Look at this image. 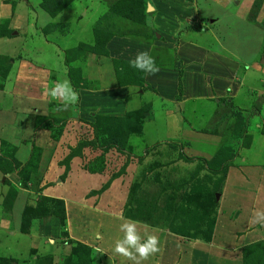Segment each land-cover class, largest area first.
Here are the masks:
<instances>
[{
    "label": "rangeland",
    "instance_id": "374dc122",
    "mask_svg": "<svg viewBox=\"0 0 264 264\" xmlns=\"http://www.w3.org/2000/svg\"><path fill=\"white\" fill-rule=\"evenodd\" d=\"M51 1L45 2L47 5L44 9L39 3L46 14L51 16L66 9L70 10V16L61 18L57 23H49L45 26V32H51L57 41L63 39L64 58L69 69L74 70L79 87H90L91 83L81 78L82 71L89 61L95 65L93 59L88 57V61L82 56L91 52L102 53V43L108 36L116 33L138 40L149 39L147 13L152 11H147L146 4L150 0H62L63 6ZM162 1H155L158 7ZM179 1L185 3L192 0ZM262 1L252 0L249 12L244 16L253 29L248 27L243 36V28L239 31L236 27V31L229 33L233 38L232 43L223 40L224 50L228 48L243 58H254L256 51L261 56L264 38L259 41L252 30L256 25L264 31V10L260 12L258 8V12H254L253 8L256 2L261 5ZM194 4L198 9L203 7L215 15H229L226 4L223 5V12L222 7L218 8L211 1L195 0ZM92 9L94 15L90 12ZM82 13L86 14L81 16ZM188 20L181 24L182 28L191 29L193 24ZM28 23L29 18L21 16L17 30H21L22 37L26 36L24 26ZM72 31L73 35H70ZM5 33L9 35L10 31ZM76 36L82 39L81 44H85L86 50L80 52V44L73 45ZM23 44L20 42V45ZM77 55L81 57H75ZM151 56L155 63L169 65L171 54L167 51L153 49ZM17 58H23L21 51ZM11 59L10 55H0V67L6 68ZM241 60L242 63L232 64V70H239L235 83L241 82L247 71L261 70L257 61V66L253 67L247 59ZM78 63L79 67L76 66ZM123 63L121 59H115L113 63L119 77L118 83L134 84L133 92L136 88L144 94L138 100L132 97L137 103L123 115L105 117L99 113L93 116L85 114L82 118L75 117L77 120L71 119L74 124L77 121L82 123L78 128L72 124V129L66 125L69 124L67 121L66 124H51L49 137L56 142L53 144L60 146L62 156L57 160L51 158L53 161L41 171H48L50 176L49 196L37 194L33 202V190L38 193L37 187H41L42 181L46 180L45 173L42 179L37 172L39 165H34L36 150L19 170L14 185H10L9 189L0 185V208L7 224L11 226L13 213L20 236L28 233L27 237L33 235L32 240L36 238L41 241L36 248L39 253H35L33 262L24 258L28 254L32 257L35 252V247L31 245L30 248L22 247L24 253L18 258L0 254V264H135L133 260L113 251L115 241L123 236L119 228L123 222L121 217L135 221L142 238L145 234H152L159 239L160 251L142 261V264H231V261L233 264H264V239L246 244L228 239L222 247L230 253L228 262L223 260V250L216 248L222 245L219 243L216 246L218 241H212L215 227L223 231L224 227L230 225L229 221L239 217L241 202H244V207L255 205L256 211H260L262 206L260 201L264 196V186L254 185L259 180L256 174L250 179L255 191L246 187L240 199L227 190L225 180L229 167L232 174L237 170V155L245 152L248 146L249 138L246 136L249 134L251 139V132L256 131L264 135V111L261 120L257 118L264 110V84L259 85L254 81V88L247 89L246 85H242L237 94L227 89L224 93H212L206 99L188 95L190 101L183 110L179 104L181 89L178 80L175 102L165 108V105L157 103L158 99L154 100L159 94L157 90L144 84L145 72L130 65L124 66ZM245 65L247 68H244ZM254 74L259 77L257 73ZM98 77L103 80L104 76L101 73ZM3 81L4 76H0V83ZM256 110L257 115L250 117ZM167 115L169 126L165 131L160 120ZM89 119L91 123L88 127ZM244 124L247 130L240 133ZM64 129L67 135L57 142ZM155 131L160 136L154 134ZM52 181L57 184L54 185ZM63 181L69 188L67 208L62 199L52 196L54 192L60 194V188L56 186ZM52 186L57 189L51 191ZM28 189L31 194L26 192ZM221 203L223 209L220 210ZM234 225L239 226L238 223ZM253 227L257 229L260 224H253ZM50 240L54 242L50 243ZM42 245L46 253L39 249Z\"/></svg>",
    "mask_w": 264,
    "mask_h": 264
},
{
    "label": "crops",
    "instance_id": "0c3cea01",
    "mask_svg": "<svg viewBox=\"0 0 264 264\" xmlns=\"http://www.w3.org/2000/svg\"><path fill=\"white\" fill-rule=\"evenodd\" d=\"M155 1L159 2V0ZM155 1L150 0L146 4L147 11H152L147 13L150 26L149 39L138 40L130 35L116 33L108 36L102 43V53L90 51V54L87 53V55L82 56L86 60L89 59L88 57L93 59L95 65L88 60L89 62L83 68L81 76L83 80L92 85L79 87L77 77L75 73L73 74L74 70L71 71L67 61H65L63 39L57 41L55 35L53 36L51 32H45L46 25L49 23H57L61 18H67V15L69 18L70 10L65 9V11L49 16L40 7V0H0V55H10L13 58L6 68L0 67V72H2L0 76L4 74V81L0 83V185L5 187L4 189H9L10 185H14L15 178L18 179L19 177V170L25 166L29 158L32 157L33 151L36 150L34 165H39L37 172L42 176V179V174L45 173L46 180L42 181L41 187H37L38 193L35 191V194L33 190V202L37 199V194L49 196L50 176L48 177V171H43V173L41 171L53 161V157L57 160L62 156L59 152L60 146L53 144L56 142L49 137L52 132L51 126L68 122L69 124L66 125L71 128L70 126L74 124L71 119L77 120L75 117L82 118L85 114L93 116L97 113L103 114L105 117L123 115L135 107L136 100L141 98L144 92L136 88L133 92V88L136 87L134 84L129 85L124 82L120 85L118 83L119 77H117L115 65H113L115 59H121L124 61V66H129V61L134 59L140 51H147L149 55L153 49L170 53L169 65L156 63L159 67L157 73L152 75L144 73V84H148L157 90L159 94L158 96L155 94L157 98L154 96V100L158 99L157 103L165 105V108L175 102L178 80L181 89L179 104L183 110L186 103L190 101L188 95L202 96V99H206V96H210L212 93H224V90L227 89H230L233 94H237L242 85H246L245 88L247 89L254 88V81H257L259 85L264 84V52L260 56V53L256 51L254 58H243L228 48L224 50L225 45L223 44V40L232 43L233 38L229 33L236 31V27L239 31L243 28V36L248 27L251 26L253 29L251 23L246 17L244 18L247 11L249 12L252 0H206L215 3L218 8L222 7V12L223 5L226 4L228 16H223V13L215 15L203 7L198 9L194 4L195 0L185 3H181L179 0H163L160 7ZM200 1L198 0V2ZM192 4L194 5L193 8H197L196 11L193 10ZM148 5L151 6L149 9ZM259 8L258 11L263 12L264 0ZM90 12L94 15V9ZM85 14L82 13L81 16ZM21 16L29 18L30 21L24 26L25 37L21 36V30H17ZM199 18L201 20H195ZM187 20L193 24L191 29L181 27V24ZM254 26L252 31H255L259 41H261L264 38L262 29ZM7 31H10L9 35L5 33ZM70 35H73V31ZM73 39H75L73 45L80 44V52L87 49L85 44H81L82 39L77 36ZM20 42H24V44L20 45ZM20 51L23 53L22 59L17 58ZM75 57L79 58L81 55ZM241 59H247V62H250L253 67L257 66L255 64L257 61L262 71L255 69L254 72L261 79L252 71L246 73L244 71L241 82L235 83L236 74L239 70H232V64L242 63ZM81 62L83 63V60ZM250 63H246V65ZM79 65L78 63L76 66L79 67ZM246 65L244 68H247ZM81 69L82 67H80ZM101 73L104 76V83L98 77ZM64 78L68 79L73 89L79 93L78 103L69 106L68 109H64L59 100L53 101L47 95L55 83ZM95 81H98V84H95ZM263 111L257 115L260 120ZM90 119L88 120V127L91 123ZM167 120H169L168 115L160 120L165 131L169 126ZM81 125L82 123L77 121L74 128ZM170 126L172 127L173 123ZM156 132L154 134L160 136ZM63 135H67L65 129L56 139L57 142L63 140ZM255 146H258L257 150L249 155ZM244 151L237 155L239 164L236 172L232 174L231 167H229L225 180L227 190L239 199L244 194L246 187H251L252 191H255L250 181L255 174L259 180L254 185L264 186V135H259L257 131L251 132V139ZM35 172L36 168H34ZM53 184L55 185L57 182ZM81 185L83 186V184ZM56 187L60 188V194L54 192L52 196L62 199L67 208L66 199L69 188L64 185V181ZM56 187L52 186L51 191L57 189ZM69 187L71 188L70 185ZM26 192L31 194L29 189ZM230 193L229 195H231ZM222 201L226 202L224 199ZM260 202L263 206H261L260 211H264V196H261ZM243 203L241 202L242 210L239 217L235 220L231 219L229 226L224 227L223 231L221 228H214L212 241L214 243L218 241L215 243L216 246L219 243L222 245L216 247L218 250L220 248L223 250V243H227L228 239L237 243L242 241L245 244L264 239V226L260 225L256 229L253 227V223H250L254 212H256L255 205L244 207ZM221 209H223V204ZM245 209L249 211V214ZM11 217L10 226L0 208V254H5L8 258H18L24 253L22 247L30 248L32 245L35 247L32 257L28 254L24 258L33 262L35 253H39L37 247L41 245V241L39 242L36 238L32 240L33 235L27 237L28 233H25V236H20L16 230L15 215L11 213ZM235 223H238L239 226L234 225ZM223 225H225L224 222ZM45 231L47 233L48 228ZM223 239L225 240L223 241ZM231 245L234 244L231 242ZM206 246L204 245V247ZM28 248L26 249L27 252L30 250ZM39 249L42 250V253H46L44 245L40 246ZM206 251L208 252V249ZM223 253H225L223 255L224 262H228L227 257L230 253H227V249L223 250ZM231 264H233L232 261Z\"/></svg>",
    "mask_w": 264,
    "mask_h": 264
},
{
    "label": "clouds",
    "instance_id": "9594fccd",
    "mask_svg": "<svg viewBox=\"0 0 264 264\" xmlns=\"http://www.w3.org/2000/svg\"><path fill=\"white\" fill-rule=\"evenodd\" d=\"M129 65L135 69L148 73L150 75L159 71L154 58L147 51H140L135 58L129 61ZM47 95L51 100H59L64 109L76 105L79 100V93L75 91L68 79L64 78L57 81ZM122 223L119 225L123 233L122 238L115 241L113 251L120 256L133 260L135 264H142L150 256L160 251L159 239L156 235L145 234L142 238L137 228V223L121 217ZM250 223L264 226V211L254 212ZM53 243L54 241H49ZM99 251V250H98Z\"/></svg>",
    "mask_w": 264,
    "mask_h": 264
},
{
    "label": "trees",
    "instance_id": "16d2710c",
    "mask_svg": "<svg viewBox=\"0 0 264 264\" xmlns=\"http://www.w3.org/2000/svg\"><path fill=\"white\" fill-rule=\"evenodd\" d=\"M62 0H52L51 2L53 3V4H60L61 6H63L64 5V1H62ZM48 2V0H41L40 1V5L42 6V8L44 9L45 7H46V3ZM122 5H125L124 3H122ZM259 6H260V2L258 3V2H256L255 3V5L253 6V8H254V12L255 11H257V9L259 8ZM51 7H53V6H51ZM128 6H126V8H127ZM50 8V5H48V7H47V9H49ZM125 8V9H126ZM129 9V8H128ZM128 13H129V10H128ZM128 13H127V15H128ZM264 25V24H263ZM263 33H264V31H263ZM264 35V34H263ZM3 75L4 74H2V76L1 77H3ZM178 84H180V81H178ZM178 88H179V86H178ZM255 115H257V110H256V113L255 114H252V116H250V117H254ZM248 118V117H247ZM244 127H242L241 128V130H240V133H242V131L244 130V131H246L247 130V127H246V125L244 124L243 125ZM247 138H249V140H250V135L248 134L247 136H246ZM248 143H249V141H248ZM249 246V245H248ZM86 247V246H85Z\"/></svg>",
    "mask_w": 264,
    "mask_h": 264
},
{
    "label": "bare ground",
    "instance_id": "6f19581e",
    "mask_svg": "<svg viewBox=\"0 0 264 264\" xmlns=\"http://www.w3.org/2000/svg\"><path fill=\"white\" fill-rule=\"evenodd\" d=\"M151 6H148V9L150 8Z\"/></svg>",
    "mask_w": 264,
    "mask_h": 264
},
{
    "label": "water",
    "instance_id": "95a60500",
    "mask_svg": "<svg viewBox=\"0 0 264 264\" xmlns=\"http://www.w3.org/2000/svg\"><path fill=\"white\" fill-rule=\"evenodd\" d=\"M149 6V5H148Z\"/></svg>",
    "mask_w": 264,
    "mask_h": 264
}]
</instances>
